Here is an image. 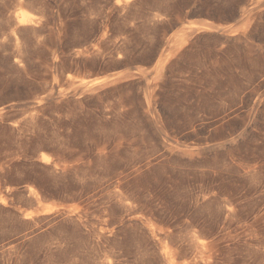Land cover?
<instances>
[{"label": "rangeland", "instance_id": "obj_1", "mask_svg": "<svg viewBox=\"0 0 264 264\" xmlns=\"http://www.w3.org/2000/svg\"><path fill=\"white\" fill-rule=\"evenodd\" d=\"M0 264H264V0H0Z\"/></svg>", "mask_w": 264, "mask_h": 264}, {"label": "bare ground", "instance_id": "obj_2", "mask_svg": "<svg viewBox=\"0 0 264 264\" xmlns=\"http://www.w3.org/2000/svg\"><path fill=\"white\" fill-rule=\"evenodd\" d=\"M30 21L27 14H23L19 19V24H28Z\"/></svg>", "mask_w": 264, "mask_h": 264}]
</instances>
